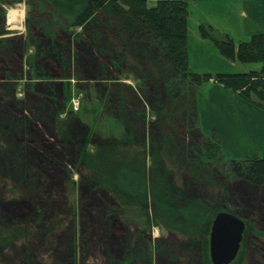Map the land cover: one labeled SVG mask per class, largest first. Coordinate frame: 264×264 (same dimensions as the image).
I'll list each match as a JSON object with an SVG mask.
<instances>
[{
    "label": "rangeland",
    "instance_id": "374dc122",
    "mask_svg": "<svg viewBox=\"0 0 264 264\" xmlns=\"http://www.w3.org/2000/svg\"><path fill=\"white\" fill-rule=\"evenodd\" d=\"M42 2L44 8L25 0L11 5L0 1V34L2 31L9 34L0 36V264H68V261L71 264H109V261L115 264L113 261H125L130 251L121 241L122 234H127L128 242L138 240L137 244L145 248L147 258L144 259L141 252L142 261L137 259L133 264H212L209 231L218 210H232L246 223L240 250L229 264H264V185L256 187L231 180L225 194L218 181L221 171L215 167L211 168L208 178L196 182L186 168V162H181L180 145L186 143L184 156L205 162L203 151L178 127L175 129L178 135L172 141L173 149L167 151L163 145L161 149L152 147L148 123L154 121L156 115L144 94H140L143 133L138 131L140 134L132 138L125 123L110 108L113 93L108 85L118 81L135 90L143 89L148 84L147 77L129 68L133 64L130 58H124L126 65L124 62L120 65L106 50V58H97V52L90 49H94L93 45L89 43L88 46L81 40L88 37L86 28L87 33L92 32L90 27L71 26L67 19L81 8L84 0ZM155 2L147 0V5L152 6ZM194 2L192 0V4ZM216 4L201 3L199 8L212 14ZM12 9L22 13H12L13 19L20 21L19 27L8 24ZM193 13L198 16L199 9H194ZM194 30L197 31V24L189 15L188 44ZM43 34L54 37L63 50H70L72 59L66 70L54 67L48 74H42L34 38L38 40ZM110 38L116 44V37L111 35ZM6 40H11L10 49L5 47ZM114 49L116 55L121 51L127 53V49L119 46ZM187 50L189 67L193 69L194 56L190 48ZM62 59L64 63L69 61ZM77 60L80 73L76 72ZM252 64L258 69L261 67L260 63H248V66ZM1 66H5V70ZM207 84L195 91V98L198 134L210 136L216 131L203 126L198 114V97H207V92H203ZM176 91L183 95L180 90ZM21 111L32 122L28 124L27 133L10 146L3 130L6 133L12 130V119L19 117ZM62 137L66 141H79L78 148L74 151L66 149L64 155L58 154L57 144ZM222 137L226 140L225 134ZM20 146L24 147L23 152ZM248 146L249 142L226 146L224 141L222 154L225 159H244ZM25 172L30 187H27L29 197L24 200L16 191L22 185L19 174L25 175ZM90 174L109 191L103 186L87 191L85 179ZM125 176L134 180L132 185L131 181L127 184L129 180ZM40 182H46L47 197H44L43 207L33 203L32 189ZM173 183L185 194V197L182 195L184 200H178V203L186 213L190 215L197 208L201 209L203 203L210 210L205 219H192V224L184 220L174 222L154 210L149 188L166 190L170 186L174 198ZM115 199L119 202L118 207ZM115 210H120V214ZM108 211L113 213L112 220L104 224L102 218ZM30 218H38L37 225ZM184 228L186 230L181 231L187 234L179 232ZM36 229L39 235H33ZM189 240L191 250L183 246ZM33 241L38 243L37 246L32 244ZM170 242L183 250L172 251L168 247ZM29 248L36 254L23 261Z\"/></svg>",
    "mask_w": 264,
    "mask_h": 264
},
{
    "label": "trees",
    "instance_id": "16d2710c",
    "mask_svg": "<svg viewBox=\"0 0 264 264\" xmlns=\"http://www.w3.org/2000/svg\"><path fill=\"white\" fill-rule=\"evenodd\" d=\"M0 1L1 3L11 5L23 0ZM42 1L25 0L28 4L44 8L45 5ZM46 1L48 3V0ZM189 13L188 0H156L152 6L147 5V0H84L81 8L72 17H68L67 22L71 26L79 27L85 25V27H90V31L92 32L87 33V28L85 31V34L89 38L84 37L85 39L82 38L81 40L86 41L88 46L89 43L93 45L94 49L91 47L90 49L97 52L99 55L97 58H106L105 50L112 53V57H115L114 60L120 65H122V62H124L123 65H126L124 58H130L133 64L129 68L133 72L141 73L147 77L148 84L143 88L144 90H135L131 86L119 83L118 81L111 82L108 85L110 91L113 93V101L110 98V108L125 123L126 131L129 135H132V138H135V134H140L138 131L143 133L144 113L140 94H144L143 96L149 100L148 102L152 105L156 115L155 120L148 123L151 127L150 131L152 135L149 139L152 141V147L155 146L161 149L163 145L167 151H170V148L173 147L172 141L178 135L175 133V129L178 127L184 134L185 132L188 133L187 137L191 138V141L199 147V150L203 151L205 162L199 161L196 157L188 158L184 156L186 143H184L185 145H180L182 147V150L179 151L181 162H186L184 164L196 182L198 179L204 181L208 178V174L211 175V168L215 167L221 171L218 181L225 194L231 180L261 187L264 185V154L260 157L252 155L244 159H225L222 154L221 141L215 132H211L210 136L198 134L199 127L195 91L211 81L222 85L224 89L238 94L242 99L264 110V33L252 34L249 39L235 43L231 36L228 34L220 35L212 25L199 24L197 28L199 36L204 40L212 42L223 58L243 64L260 63L262 67L260 70H251L246 73L196 72L189 67L188 63ZM3 33L6 32L2 31ZM111 35L116 37V44L112 42ZM45 36L43 34V36L37 37L38 40L36 37L34 38V42L38 45L37 57L40 59L38 66L42 70V74H48V70L54 67L66 70V65H69L68 62H71L72 59L70 50L68 52L67 50H63L54 37ZM31 39L33 40V38ZM68 43L70 44V42ZM75 43L77 44L78 41ZM5 45V47L8 46L7 48H9L12 45L11 40H6ZM118 46L122 47V49H127V53L123 54L121 51L117 55L114 54V48ZM92 50L90 51L93 53ZM62 57L67 58L69 61H65L64 63ZM75 67L77 68L76 72L80 73L81 68L78 60ZM2 69L5 70V66ZM176 90H180L183 95L181 96L179 91ZM30 121L32 122L21 111L19 117L12 119V130H8V133L3 130L4 136H7L6 142L10 146L14 145L18 137L27 133ZM62 138L58 140L57 147L59 148L56 150L58 154L62 153L64 155L66 149L74 151V149L78 148L79 141H66L64 137ZM20 147H22L21 151L23 152L24 147ZM193 151L195 154V150ZM17 161L18 159L14 163H17ZM12 173L14 176L16 175L13 171ZM19 176L22 179V185H19L20 187L16 191V194L25 200L29 197V192H27V187H30L28 182L29 176L27 172H25V175L20 173ZM125 177L129 180L127 184L131 181L130 185H132L134 180L132 178L130 180L129 176ZM45 184L46 182H40L32 189L35 196L33 203L40 204L42 207L45 206L43 200L47 197L46 191H44ZM200 184L203 185L205 182H201ZM174 185L175 183L171 187L174 190L172 193L175 199L170 194V186L166 190H161L157 187L149 188V195L154 205V210L161 212L164 216L170 217L169 220L171 221H190L196 218L205 219L210 210L203 203L201 204V209L197 208L194 212L190 213L192 218L189 217L190 215L186 213L183 206L178 203L184 200L182 195L185 197V194L181 192L180 187H175L176 185ZM102 186L103 184L92 174L85 179L87 191H92ZM140 186L144 187V185ZM218 192H220V189ZM116 199L115 204L118 207L119 202ZM189 205L191 204L189 203ZM119 211L115 210V212L120 214ZM219 211H216L215 214ZM231 212L233 211L231 210ZM111 214L113 213L110 211L105 213L104 219L102 218L104 224L105 221L107 223L111 222ZM32 222L34 225H37L39 220L38 218H34ZM190 222L191 224L193 223L192 221ZM185 228L180 229L179 232L187 234V232L181 231L186 230ZM36 232L37 229L33 232V235H39L40 232ZM190 234L195 233L191 232ZM34 239L37 238L35 237ZM87 241H90V239H87ZM121 241L132 252L128 251L125 261H113V263L133 264L137 259H141L142 261V257L139 255L141 252L143 253V258H147L145 248L137 244L138 240L132 239L128 242L127 234H122ZM200 242H202V239ZM186 243H183V246L191 250L192 242L189 240ZM32 244L37 246L38 243L33 241ZM133 246L134 249H132ZM168 247L172 251L178 250L180 252L183 250L180 246L176 247L173 242H170ZM86 248L89 247L86 246ZM122 253L125 256V251ZM35 254L32 248L27 249L23 261H27L30 256H34ZM191 254H194V251ZM68 264H71V261H68Z\"/></svg>",
    "mask_w": 264,
    "mask_h": 264
},
{
    "label": "crops",
    "instance_id": "0c3cea01",
    "mask_svg": "<svg viewBox=\"0 0 264 264\" xmlns=\"http://www.w3.org/2000/svg\"><path fill=\"white\" fill-rule=\"evenodd\" d=\"M194 1L192 4V0H188L189 15L194 18L197 28L201 23L210 24L220 35L231 36L235 43L249 39L252 34L264 33V0ZM201 3L218 4L211 14L206 9L199 8ZM191 7L193 10L199 9L198 16H193ZM188 48L194 56V62L191 65L194 67L192 70L196 72L246 73L251 70H260L262 67L260 65L258 69L254 67L255 64L238 65L237 61L226 60L210 41L199 36L198 30L191 33ZM204 91L207 92V97L202 98L200 95L198 97L200 121L203 126L207 125L208 128L216 131L221 141L222 151L224 141L226 146H238L241 142H249V151H244V154L246 152L244 157L262 155L264 153V110L214 82H209ZM224 134L226 140L222 137Z\"/></svg>",
    "mask_w": 264,
    "mask_h": 264
},
{
    "label": "water",
    "instance_id": "95a60500",
    "mask_svg": "<svg viewBox=\"0 0 264 264\" xmlns=\"http://www.w3.org/2000/svg\"><path fill=\"white\" fill-rule=\"evenodd\" d=\"M246 223L231 211L221 210L212 219L209 257L212 264H229L240 250Z\"/></svg>",
    "mask_w": 264,
    "mask_h": 264
},
{
    "label": "bare ground",
    "instance_id": "6f19581e",
    "mask_svg": "<svg viewBox=\"0 0 264 264\" xmlns=\"http://www.w3.org/2000/svg\"><path fill=\"white\" fill-rule=\"evenodd\" d=\"M15 12L16 14L17 13H21V11L19 10H16V9H12L9 11V15H8V24L11 25L12 27H19V22L20 21H17V20H14L13 19V15L12 13ZM22 14V13H21ZM18 15V14H17ZM18 25V26H17Z\"/></svg>",
    "mask_w": 264,
    "mask_h": 264
},
{
    "label": "flooded vegetation",
    "instance_id": "af4514ba",
    "mask_svg": "<svg viewBox=\"0 0 264 264\" xmlns=\"http://www.w3.org/2000/svg\"><path fill=\"white\" fill-rule=\"evenodd\" d=\"M73 34V33H72ZM9 34H6V33H3V34H0V36H3V37H5V36H8ZM22 38V37H21Z\"/></svg>",
    "mask_w": 264,
    "mask_h": 264
}]
</instances>
